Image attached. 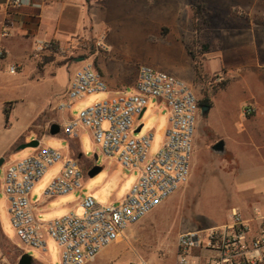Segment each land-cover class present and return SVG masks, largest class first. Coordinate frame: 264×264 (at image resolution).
<instances>
[{
  "label": "rangeland",
  "instance_id": "374dc122",
  "mask_svg": "<svg viewBox=\"0 0 264 264\" xmlns=\"http://www.w3.org/2000/svg\"><path fill=\"white\" fill-rule=\"evenodd\" d=\"M197 1L147 0L143 5L144 12L148 13L155 9L157 13H160L162 23L156 27L153 19L142 17L138 6L118 10L109 7L108 11H103L102 8L105 6L102 3H92V7L83 12V18L74 26L84 36H75L64 45L54 42L55 51H48L40 58L35 57L43 61L49 60L54 65H67L64 67L67 72L72 69L70 67L79 68L85 60L93 62L98 68L106 51H109L122 57L123 61L129 58L132 64H138V69L141 65H149L183 80L190 74L193 77V88L199 101L208 97L214 106L207 111L200 106L189 180L175 194L129 228L122 240L106 248V251L90 264H140L141 261L149 264H174L177 240L184 230L221 225L228 219L234 207L240 208L245 216L247 214L246 217L251 216L250 211L253 208H259L264 212V156L262 154L264 149L261 152L251 146H238L235 152L226 150L222 155L212 150V146L220 139L217 131L221 133L227 128L233 133L238 121L248 125L253 116V114L245 115L244 112L242 116L241 109L234 111V104L231 107L233 111L231 116L226 115L224 109L226 108L227 111L229 108L225 104L223 93L226 86L220 87L224 82L227 85L236 78L241 79L243 74L240 73V68L243 73L244 71L248 73L249 51L247 49L236 51L235 47L238 46L239 49L240 46L231 40L233 30L228 31L224 27L225 25L233 26L236 21L243 22L239 16H247L249 8L245 3H241L233 7L228 14L224 10V12L219 10L216 13L212 10L208 16L210 27L203 28V18L197 20L189 6L193 2L195 7ZM234 1L236 0L231 2ZM260 1L264 2V0ZM262 7L259 5L260 12L263 11L260 10ZM174 9L176 12L171 11ZM192 22L203 28L202 36L205 41L212 44L219 41L223 45L222 51L213 50L207 53V57L200 55V51H193L194 55L198 56L200 73L196 71L195 64L190 61V58L185 59L176 50H169V47H174L177 40H181L185 46L191 41L195 30L192 28ZM106 33H108L107 36ZM104 35L105 40L108 39L110 42L106 41L105 48L98 46V42ZM108 43L111 48L107 46ZM82 56L85 60L78 63L76 60ZM221 56L223 57L222 66L213 69L212 62H220ZM27 75L28 77L21 81L17 80V75H10V77L4 75L0 81V101L16 102L5 105L10 111L15 106L11 121L7 124V127H11L10 129H3L5 119L0 113V153H7L5 163L0 168V185L3 184L5 169L9 163L28 157L36 151L34 148L18 150L19 146H16V151L10 153L19 139L22 141L39 136L42 137V145L60 150L65 149L68 144L67 139L52 138L47 134L48 128L44 129L51 123L52 114L48 111L61 99L67 74L65 76V73H62L55 82H52L49 75H44L41 79H36L29 73ZM107 98L108 94L105 92L91 95L85 106ZM76 111L77 106L74 107L73 113ZM235 112H238L237 118L234 117ZM31 120H33L31 126L27 128ZM145 121H148V124L137 135H143L147 133V130L154 129L155 135L150 155L155 156L164 139L161 130L164 121L153 105L145 112L142 124ZM81 141L85 154L79 162L84 176V188H86L85 192H91L94 184L90 182L92 179L85 182L86 174L95 155H98V166L104 164V156L100 155V151L94 147V142L89 136H82ZM255 151L259 153L258 156L255 155ZM59 169L58 164L49 170L43 180L46 183L51 181ZM117 171L122 175L126 174L124 177L127 179L121 184L123 190L128 186L131 187L135 183L132 181L138 177L137 172L132 176L126 170L118 168ZM101 173V180H104L108 170L105 169ZM39 190V188L36 189L35 195ZM95 199L100 204L111 203L110 198L107 201H101L96 197ZM115 204L119 203L115 202ZM77 211L82 213L80 209ZM41 221L47 220L43 218ZM0 223L4 233L10 238L9 240L0 233V264H19L20 257L24 253L33 256V264H61L58 246L52 238L48 239L45 253L23 247L12 226L7 210V199L3 192L0 197Z\"/></svg>",
  "mask_w": 264,
  "mask_h": 264
},
{
  "label": "built area",
  "instance_id": "2783aa9c",
  "mask_svg": "<svg viewBox=\"0 0 264 264\" xmlns=\"http://www.w3.org/2000/svg\"><path fill=\"white\" fill-rule=\"evenodd\" d=\"M5 4L8 10L39 6L32 0H5ZM53 45L54 42H37L34 56L55 51ZM104 45L105 35L98 42V46ZM5 55L0 49V60ZM18 69L15 63L8 67L11 74ZM101 92L107 93L108 98L81 108L76 117L65 123L63 133L67 138H78L83 130H90L94 147L101 155L116 160L129 173H138L119 205L100 204L92 195H85L80 200L81 214L71 212L41 221L31 195L49 170L60 165L43 191L44 197L64 196L84 188L79 160L42 144L34 154L7 165L1 186L12 226L23 247L45 253L48 239L52 238L61 264L94 262L106 248L122 240L129 228L175 194L191 175L200 104L188 82L141 65L134 92L110 93L94 63L85 60L57 109L71 110L75 102ZM151 98L162 100L169 110V123L155 156L150 155L155 134H135L138 118ZM254 112L251 107L244 110L245 115ZM176 264H264V212L255 208L246 217L234 207L223 224L180 234Z\"/></svg>",
  "mask_w": 264,
  "mask_h": 264
},
{
  "label": "crops",
  "instance_id": "0c3cea01",
  "mask_svg": "<svg viewBox=\"0 0 264 264\" xmlns=\"http://www.w3.org/2000/svg\"><path fill=\"white\" fill-rule=\"evenodd\" d=\"M231 1L232 0H198L195 7L193 2H191L189 6L192 9L193 16L196 13H194V11L198 7L201 9V15H198V17L196 15L195 16L197 20L203 18V28L204 26L210 27L208 16L211 14L210 11L212 10H215V13L219 10L221 12L224 10L228 14L230 13V10L233 9V7L238 6L241 3H245L249 8L247 16H239L240 20H243V22L236 21L233 26L225 25L224 27L228 31L233 30V39L231 40L234 44L240 46L239 49L238 46L235 47L236 51H242V49H247L249 51L248 73H245L246 71H244L243 73V70L240 68V73L243 74L241 75V79L236 78L225 85V88L223 87L225 104L229 106L227 111L226 108L224 109V113L230 117L231 113L233 112L231 109L233 104L235 105V108H233L234 111H237L239 109L242 110V116L245 108L247 107L254 108L255 113L250 119L248 125L242 121H238L237 128H234L233 133L229 132L227 128L221 131V133H219L218 131L217 133L220 138L218 141H225L226 150L235 152L238 146H251L254 147L255 150L258 149L261 151L262 149H264V25H259L257 22L264 23V2H261L260 0H236L237 3L236 1H234V4V2ZM32 2L33 4L39 6H30L21 10H8L6 8L5 0H0V49L6 52L4 59L0 60V81L2 77H4V75H8V77H10V75H17V80L21 81L25 77H28L27 73H29L36 79H41L44 75H49L51 76L52 82H55L62 73H65V76L67 74L65 85L61 93V99L57 103H55L54 106L51 107L48 111V113L52 114L51 123L49 127L47 126L44 129L46 130L48 128L47 130L49 132L47 134L52 138H58L62 140L67 139L68 144L66 145L67 147L63 149V151L67 155L81 160L85 154L81 137L89 136L93 140L91 131L83 130L78 138H67L63 133V127L67 121L77 116L81 108L86 107L85 105L90 99V96L83 100L75 102L71 110L59 111L57 109V106L66 99L70 82L75 72L81 66L79 68L70 67L72 69L67 70L66 72L64 70L66 68L64 67L67 65H54L49 60L43 61L35 58L34 50L37 42H56L58 44L64 45L67 44L68 41L72 40L75 36H84L80 34L79 30H76L74 26L78 20H81L83 18V12L88 11L89 8L92 7V3H102V5L105 6L104 8H102L103 11H108L109 7H113V10L114 8L115 10H118L119 8L127 9L128 7L129 9L138 6V11L142 13V17L153 19V24L155 25V27L156 25H160L162 23L160 13H157L155 9L148 13L144 12L145 9H143V5L145 2H147V0H90L89 2H87L86 0H32ZM139 3L141 4L139 5ZM259 5L263 6L260 9L263 10L261 12L259 11ZM140 6L142 7L140 8ZM171 11L176 12L175 9ZM90 22H92L91 17ZM192 24L193 30L195 28V30L193 31V35L195 36L192 35L191 41L185 46V44L181 42V40H177L174 43V47H169L170 51H173L174 49L185 59L190 58V61H193L192 57L189 55V50L192 52L194 50L200 51V55L206 57L207 53L213 50H223L221 47L223 45L219 41L215 44H212L209 41H205L202 36L203 28L198 24L197 26L194 25L193 22ZM107 35L108 33H106V36ZM106 41L109 42V40L107 39L105 40V44ZM109 43L107 46L111 48ZM202 43L208 44L210 46V50L208 52L201 53L200 46ZM222 43H224V41ZM106 52L107 53L105 57L103 58L97 69L102 74L105 82L107 83L109 92L117 93L129 90L135 91L139 74L138 64H132L129 58L126 59V61H123L122 57L118 56L116 53H112L109 51ZM36 57L40 58L41 56ZM222 59L223 57L221 56L219 57L220 62L213 61L211 66H213L214 68H212H220L222 66ZM76 61L79 63L78 60ZM13 63L19 66L18 72L15 74H11L8 70L9 65ZM41 64L42 66H40ZM185 81L188 82L192 87H194L193 77H191L190 74L188 77H185ZM12 103L15 104L16 102H7L4 100L0 101V113L4 116L5 119L3 129L11 128L7 127V124L11 121V115L15 106L10 111L8 108H6L5 105H9ZM151 105H153L154 109L159 112L160 118H162L164 121L161 127L163 134L169 123V110L162 100L151 98L145 112L148 108L151 107ZM76 106L77 111L73 113V109ZM212 108H214V106L209 109ZM5 109H8L10 111V120L8 123L6 122ZM235 113L236 115L234 117L237 118L238 112ZM142 119L143 117L138 118V128L135 131L136 135L142 131L144 126L148 124V121H145L142 124ZM32 121L33 120L29 122L27 128L31 126L30 124ZM53 124H58L60 126V131L56 135H52L50 133V129ZM147 132L155 133L154 129L147 130ZM34 139H39L41 141L42 137H32L30 139H24L22 141L19 139L10 153L16 151V146H20L21 144L27 143L29 140L31 141ZM258 154L259 153L255 151V155L258 156ZM262 154L264 156L263 152ZM6 155V152L0 153V157L2 158H6ZM80 155L83 156L80 158ZM97 160L96 158L92 160L93 163L91 164L88 173L94 166H97ZM101 168V172H103L105 169L108 170V173H106L104 180H101V172L93 178H91L88 173L86 174L85 182H87L88 179H92L90 180V182L94 184V189L91 192H85L86 188H83L80 191H76L68 195L55 198H46L42 193L46 189L50 181L46 183L42 179V181L36 186L34 192L31 195V202L35 206L37 217L40 220L44 218L47 221H51L71 212L78 213L77 210L79 209L82 212L80 200L85 195H92L94 198L96 197L101 201H107L110 198L111 203L107 204H115V202H118L120 204L126 196L130 187L128 186L127 188H125V190H123L124 188H121L122 182H124L127 178L124 177L126 174L122 175L117 171V169H125L116 160L107 159L105 157L104 164L101 165ZM130 174L134 176L135 173ZM135 181L133 180L132 183H134ZM37 188H39L40 190L38 191L37 195H35V191ZM254 209L255 208L250 211V215L253 214ZM7 210L11 219L8 203ZM194 230L197 229H187V231L184 230V232ZM184 232H181L180 234ZM7 239L10 240V238L8 237ZM105 251L106 249L102 253H104ZM144 262L146 264H149L146 261ZM174 264H176V261Z\"/></svg>",
  "mask_w": 264,
  "mask_h": 264
},
{
  "label": "water",
  "instance_id": "95a60500",
  "mask_svg": "<svg viewBox=\"0 0 264 264\" xmlns=\"http://www.w3.org/2000/svg\"><path fill=\"white\" fill-rule=\"evenodd\" d=\"M79 62L85 60V57L82 56L80 58L77 59ZM204 110H209V107H203ZM145 110H143V112L141 113L140 115V118L143 117L144 113H145ZM60 131V126L58 124H53L51 126V129H50V133L52 135H56L58 134ZM41 144V141L39 139H34V140H31L30 142H27V143H24V144H21L19 147H18V150H21V149H26V148H34V149H37ZM212 150L217 153V154H224L226 149H225V141L224 140H220L218 141L217 143H215L213 146H212ZM83 155H80V158L82 157ZM96 160L98 159V156L96 155L95 156ZM5 163V158H1L0 159V168L4 165ZM102 171V168L101 166H94L88 173V175L93 178L95 177L96 175H98L100 172ZM0 197H1V186H0ZM34 262V258L33 256L29 255L28 253H24L21 257H20V260H19V264H33Z\"/></svg>",
  "mask_w": 264,
  "mask_h": 264
},
{
  "label": "trees",
  "instance_id": "16d2710c",
  "mask_svg": "<svg viewBox=\"0 0 264 264\" xmlns=\"http://www.w3.org/2000/svg\"><path fill=\"white\" fill-rule=\"evenodd\" d=\"M87 2H89L90 0H86ZM200 8L198 7L196 10H195V15L198 17V15H201V13H200ZM259 25H264V23H262V22H257ZM201 53H205V52H208L209 50H210V46L208 45V44H204V43H202L201 44ZM189 55L192 57V60H193V62H194V64H195V68H196V71L198 72V73H200L199 72V70H200V65H198V59H197V56H195L194 55V53L192 52V51H190L189 50ZM40 66H42V64L40 65ZM225 82L224 83H222L221 84V86L220 87H225ZM199 104H200V106L201 107H209V108H211L212 106H213V104H212V101L208 98V97H206V98H204L203 100H201V101H199ZM5 116H6V122L8 123L9 122V120H10V111L8 110V109H5ZM1 224V223H0ZM0 233L3 235V236H5L6 237V235H5V233H4V231H3V229H2V227H1V225H0ZM7 238V237H6Z\"/></svg>",
  "mask_w": 264,
  "mask_h": 264
}]
</instances>
